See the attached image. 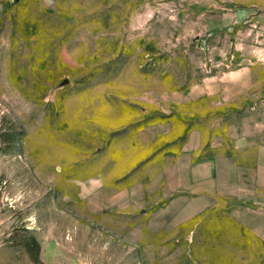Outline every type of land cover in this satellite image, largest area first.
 <instances>
[{
	"label": "rangeland",
	"instance_id": "rangeland-1",
	"mask_svg": "<svg viewBox=\"0 0 264 264\" xmlns=\"http://www.w3.org/2000/svg\"><path fill=\"white\" fill-rule=\"evenodd\" d=\"M152 119L264 141V0H0V264H264L260 201L171 227L76 199L103 126Z\"/></svg>",
	"mask_w": 264,
	"mask_h": 264
},
{
	"label": "crops",
	"instance_id": "crops-1",
	"mask_svg": "<svg viewBox=\"0 0 264 264\" xmlns=\"http://www.w3.org/2000/svg\"><path fill=\"white\" fill-rule=\"evenodd\" d=\"M187 95L188 99L196 98L193 92ZM206 95L213 94L203 93ZM138 113L145 115L147 110ZM156 113L150 116L156 118ZM169 121L145 120L136 127L131 122L120 130L114 122L103 126L111 134L107 135L106 165L75 177L76 199L98 214L166 213L171 227L187 223L224 201L264 203L259 195L264 192V141L246 146L235 140L229 144L223 139L205 142L202 129L193 120L184 122L180 137H176L170 134ZM163 126L168 127L167 132ZM132 128L138 129L136 135ZM116 137H122L130 149L138 144L139 155L134 159L128 156L130 151L125 145L120 148ZM258 224L257 219L251 221L253 229Z\"/></svg>",
	"mask_w": 264,
	"mask_h": 264
}]
</instances>
